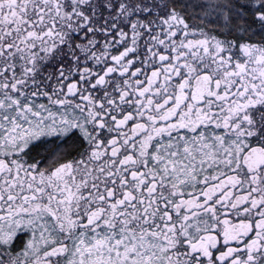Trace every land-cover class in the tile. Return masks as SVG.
<instances>
[{
	"label": "snow or ice",
	"instance_id": "snow-or-ice-1",
	"mask_svg": "<svg viewBox=\"0 0 264 264\" xmlns=\"http://www.w3.org/2000/svg\"><path fill=\"white\" fill-rule=\"evenodd\" d=\"M0 264H264V0H0Z\"/></svg>",
	"mask_w": 264,
	"mask_h": 264
}]
</instances>
